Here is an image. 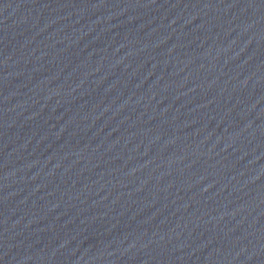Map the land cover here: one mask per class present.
<instances>
[{
	"label": "water",
	"instance_id": "1",
	"mask_svg": "<svg viewBox=\"0 0 264 264\" xmlns=\"http://www.w3.org/2000/svg\"><path fill=\"white\" fill-rule=\"evenodd\" d=\"M0 264H264V0H0Z\"/></svg>",
	"mask_w": 264,
	"mask_h": 264
}]
</instances>
